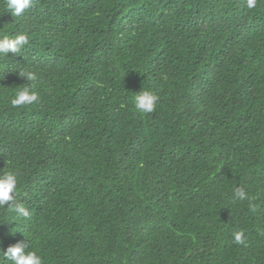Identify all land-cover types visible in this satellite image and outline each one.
<instances>
[{"label": "trees", "instance_id": "1", "mask_svg": "<svg viewBox=\"0 0 264 264\" xmlns=\"http://www.w3.org/2000/svg\"><path fill=\"white\" fill-rule=\"evenodd\" d=\"M19 34L0 54V175L30 216L0 207V252L264 264V0H33L19 17L0 0V39ZM30 83L39 101L13 107Z\"/></svg>", "mask_w": 264, "mask_h": 264}, {"label": "clouds", "instance_id": "2", "mask_svg": "<svg viewBox=\"0 0 264 264\" xmlns=\"http://www.w3.org/2000/svg\"><path fill=\"white\" fill-rule=\"evenodd\" d=\"M5 6L6 10L10 11L13 16L19 17L33 7V0H5ZM245 6L248 9L255 8L257 0H245ZM27 43L28 37L25 34L16 35L14 38L4 37L0 39V54L5 55L9 51L18 53ZM18 74L21 77H26L28 82L37 80V75L31 71H19ZM39 99L40 96L35 91V84L30 83L18 90L10 103L13 107L28 106L38 102ZM158 99V96L151 91H139L134 97V107L141 114L151 113L155 110ZM17 183V175L14 172L0 175V207L8 206L21 217L28 218L30 212L22 204H13L17 192ZM234 198L238 201H244L249 199V196L243 188H240L235 191ZM252 211H255L254 206H252ZM233 242L237 245L246 246L245 233L242 230L234 232ZM27 247L25 242H18L0 254L10 264H43L42 257L36 251H26Z\"/></svg>", "mask_w": 264, "mask_h": 264}]
</instances>
